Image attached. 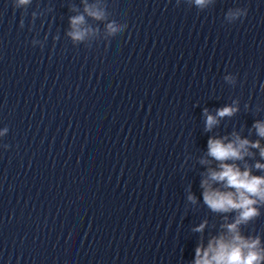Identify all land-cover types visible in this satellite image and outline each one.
<instances>
[{"label": "clouds", "instance_id": "1", "mask_svg": "<svg viewBox=\"0 0 264 264\" xmlns=\"http://www.w3.org/2000/svg\"><path fill=\"white\" fill-rule=\"evenodd\" d=\"M20 5L27 4L29 0H18ZM196 3L203 4L204 0H196ZM89 15L99 19L101 14L99 12L85 9ZM83 16L73 18L72 24L76 25L83 23ZM112 27L111 25L109 26ZM115 30V29H113ZM75 39H81L82 32L72 33ZM234 110L230 107H225L218 111V115L223 117L225 115H231ZM217 121L211 115L207 117V127L210 129ZM259 130V134L264 136V126L256 125ZM248 141H241L239 147H234L233 144H223L221 140L209 139L208 150L209 155L214 157L218 161H225L229 159L241 158L240 148H243ZM259 147V144L253 145ZM264 155V151L261 153ZM259 167V165H258ZM221 171L212 172L211 176L213 180L226 181L227 185L236 189L238 198H234L233 193H221L219 191H206L204 193L205 203L214 211H228L231 209H239L240 215L236 223L228 225L229 231L236 233L237 225L241 222L247 221L253 216L257 215L256 209L253 205L256 200L251 197H258L260 200H264V178L252 177L249 172L245 171L241 173L234 166L221 163ZM192 199V197H189ZM234 244H226L223 240L217 242V247L213 249L209 247L208 252H212L211 258H208V252L204 253L203 259H198L196 264H260L261 260H264V254L256 251V247L259 240H253L251 242L244 240L238 233L233 236ZM245 249L247 251L245 252ZM200 249H197L199 255Z\"/></svg>", "mask_w": 264, "mask_h": 264}]
</instances>
